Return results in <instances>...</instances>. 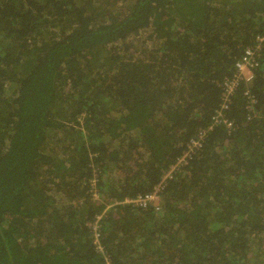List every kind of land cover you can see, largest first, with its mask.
<instances>
[{
  "label": "trees",
  "instance_id": "1",
  "mask_svg": "<svg viewBox=\"0 0 264 264\" xmlns=\"http://www.w3.org/2000/svg\"><path fill=\"white\" fill-rule=\"evenodd\" d=\"M263 33L264 0H0V264H264V48L211 127Z\"/></svg>",
  "mask_w": 264,
  "mask_h": 264
},
{
  "label": "built area",
  "instance_id": "2",
  "mask_svg": "<svg viewBox=\"0 0 264 264\" xmlns=\"http://www.w3.org/2000/svg\"><path fill=\"white\" fill-rule=\"evenodd\" d=\"M264 48V33L257 36L254 40V43L244 49L243 55L236 63L235 73L226 77L221 84L222 87V102L218 110H216L215 115L212 118L211 127L216 125L226 126L227 129L233 128V123L230 121L226 112L229 109V103L231 97L233 96L235 90L239 86L241 81L250 83L253 79V71L259 65V58L261 56L262 50ZM245 95L250 99L251 103H255L254 96H252L248 91ZM206 130L200 131L193 139H191L189 145L187 146L186 153L183 158L179 160V164H183L189 159L192 155H195L196 152L202 147L204 139L206 137ZM93 188V198L98 200L100 198L99 193L95 189V179L91 181ZM160 188L157 189V192L154 194H148L145 196L138 197L135 200L126 199L124 203H133L141 207H147L149 205L158 206V193ZM115 204V203H114ZM103 215L97 216L94 221L88 223L89 228L92 230L94 235V243L99 247V239L101 238L102 228H101V219Z\"/></svg>",
  "mask_w": 264,
  "mask_h": 264
}]
</instances>
